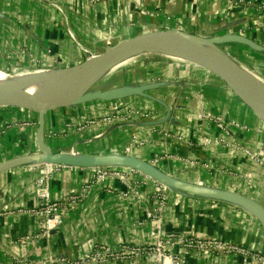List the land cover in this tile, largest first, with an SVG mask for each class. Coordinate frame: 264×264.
Wrapping results in <instances>:
<instances>
[{
  "label": "crops",
  "instance_id": "0c3cea01",
  "mask_svg": "<svg viewBox=\"0 0 264 264\" xmlns=\"http://www.w3.org/2000/svg\"><path fill=\"white\" fill-rule=\"evenodd\" d=\"M229 23L233 24L224 27ZM156 29H178L202 36H243L253 45L233 42L226 48L246 66L257 68L264 78V0H251L244 7L233 6L231 0H103L94 4L85 0H0V69L6 70L10 65L71 66L89 53L101 52L105 42L112 44ZM180 61L163 56L133 66L126 78L119 72L113 79L95 83L93 89L160 82L143 91L154 99L127 95L46 114L44 142L47 139L46 144L54 151L74 144L78 152L93 154L102 153V148L123 152L129 146L127 154L150 162L155 159L153 165L172 176L242 193L264 207V165L254 164L225 145L237 141L250 150L260 146L264 149V132L232 127L229 131L236 140H210L201 146V136L213 139L222 134L209 119L197 117L201 111L247 128L254 123V115L213 75ZM111 113L128 114L129 118L78 129L81 121ZM35 127L33 116L0 108V162L35 151ZM163 132L169 137L156 135ZM132 138L137 142L133 143ZM77 145L85 151L78 150ZM186 158L206 162L208 167L187 166L183 162ZM33 178L34 174L24 172L19 164L0 169V264H11L13 256L30 260L47 254L74 260L94 243L115 250L124 244H150V220L145 212H153L157 203L152 195V181L138 173L130 180L132 191L137 194L130 193L115 178L91 185L87 196L63 215L61 223L46 238L20 244V237L36 230L35 218L25 211L37 204ZM89 179L87 169L61 168L50 179V195L63 197ZM154 214L162 232L214 236L264 255L262 224L236 204L167 190L161 210ZM171 251L181 254L185 264H240L231 255L182 252L178 248ZM103 264L152 262L131 256Z\"/></svg>",
  "mask_w": 264,
  "mask_h": 264
},
{
  "label": "water",
  "instance_id": "95a60500",
  "mask_svg": "<svg viewBox=\"0 0 264 264\" xmlns=\"http://www.w3.org/2000/svg\"><path fill=\"white\" fill-rule=\"evenodd\" d=\"M232 24L229 23L224 27L231 26ZM233 42L243 43L249 46L253 45L249 39L238 34L223 33L202 36L178 29L146 30L108 44L99 53H89L77 64L60 67L63 69H72L73 71L64 80L63 84L56 87L57 93L51 99H38L30 96L23 90L21 91L0 83V108L18 110L26 115L35 116L36 119L34 132L36 150L0 162V169L16 164H19V167H21L39 163H53L83 168H131L162 184L168 190L204 199L236 204L252 214L264 228V207L255 199L242 193L177 178L160 170L150 161L130 154L120 152L81 153L75 149L74 144L70 146L68 151H54L44 142V116L52 111L75 107L79 104L94 100H111L127 95H142L153 98L143 91L156 86L158 83L160 84V82L137 86L122 85L106 89L92 88L98 82H94L96 76L112 66L121 56L137 49H149L155 52V54L162 53L165 56L175 59L179 58L182 61H187L202 68L217 78L235 98L259 119V114L264 115V89L253 84L250 80L235 71L234 68L226 65L205 49V47H212L220 52H225L242 65L238 58H234L232 56L233 54L222 49V47L227 49V44ZM242 66L246 67L245 65ZM55 69L57 68H52V70ZM0 71L5 74H10L1 69ZM166 114L168 115V111ZM72 153L75 154V157H71ZM56 228L57 226L49 230L47 236ZM47 236H43L42 238H46ZM54 255L62 256L60 254ZM12 258L18 260L26 259L16 256Z\"/></svg>",
  "mask_w": 264,
  "mask_h": 264
},
{
  "label": "built area",
  "instance_id": "2783aa9c",
  "mask_svg": "<svg viewBox=\"0 0 264 264\" xmlns=\"http://www.w3.org/2000/svg\"><path fill=\"white\" fill-rule=\"evenodd\" d=\"M89 3H97L103 0H85ZM137 3V0H135ZM233 6L242 7L246 3L251 2V0H231ZM54 6H56L54 4ZM59 9L58 6H56ZM106 46L109 42H105ZM35 68V67H32ZM137 113V112H135ZM199 118L209 119L222 134L216 138L209 139L208 137L201 136L199 143L201 146L207 145L210 140H216L219 142H224V140H236V138L230 133V128H236L239 130H244L247 127L245 125L238 124L235 121L224 122L222 118L218 115H213L208 111H201L197 114ZM129 118L128 114H118L111 113L108 115H103L100 118L81 121L78 124V129H82L88 125L95 124H110L113 122H120ZM156 135H163L164 137H169L166 133H157ZM132 142L137 141L132 138ZM230 142V141H229ZM225 143L227 148L232 152L236 151L245 156L247 159L252 161L254 164L261 166L264 165V149L260 146L255 150H250L243 145H240L237 141L230 143ZM129 146H126L123 152L128 153ZM156 162L154 159L151 163ZM183 162L187 166H203L208 167V163H200L195 159H183ZM26 173H33V192L36 198V206L29 208L26 214L31 215L35 218L36 230L32 235L22 236L18 239L19 243H25L27 240H35L43 236H47L48 231L58 226L63 215L74 205L78 204L85 198L89 192L91 185H99L103 183L108 178H115L119 180L123 185L128 188V191L133 195L137 194L136 190L132 191L131 178L135 173L141 174L138 171L125 168V167H75V166H64L53 163H39V164H29L19 167ZM61 168H80L87 169L90 172V179L87 183L80 186L76 191H72L63 197L52 198L49 192V183L52 175ZM141 176L151 180L153 183L152 195L156 200V208L153 212H145V217L149 219V234L152 238L149 245L140 246L138 245H127L124 244L118 250L114 248L94 243L92 244L89 251L82 254L79 258L70 260L64 256H55L52 254L44 255L41 258H34L30 260H18L15 258L11 264H103L110 260L116 259L118 257H142L145 260H149L152 264H185V259L181 254H176L171 251L172 248H178L182 252H199L210 255H221L227 256L231 255L237 257L240 264H250L251 262L255 264H264V255H260L253 252L249 248L234 243L222 240L214 236H199L197 234H185V233H175V232H162L160 227V220L158 216L155 217L154 213H158L165 201V193L168 190L162 184L148 178L145 175ZM122 196L128 195L127 193H121ZM141 224V222H137Z\"/></svg>",
  "mask_w": 264,
  "mask_h": 264
},
{
  "label": "bare ground",
  "instance_id": "6f19581e",
  "mask_svg": "<svg viewBox=\"0 0 264 264\" xmlns=\"http://www.w3.org/2000/svg\"><path fill=\"white\" fill-rule=\"evenodd\" d=\"M205 49L212 55L220 59L226 65L234 68L235 71L242 76L250 80L256 86L264 89V78L256 74L253 70H250L234 59H232L227 53L220 52L212 47H205ZM155 54L149 49H137L121 56L115 63L102 71L95 77L94 82L103 80L117 71L119 68L131 64L138 59L145 58ZM35 69V68H22L18 69L10 74H5L0 71V83L10 87L17 88L27 92L30 96L36 97L42 100H48L55 96L57 93V86L64 83V80L71 74L72 69L52 70V69ZM58 69V68H57ZM259 122L264 128V115L259 114ZM71 157H75L72 153Z\"/></svg>",
  "mask_w": 264,
  "mask_h": 264
},
{
  "label": "rangeland",
  "instance_id": "374dc122",
  "mask_svg": "<svg viewBox=\"0 0 264 264\" xmlns=\"http://www.w3.org/2000/svg\"><path fill=\"white\" fill-rule=\"evenodd\" d=\"M222 49H224V51H226V52H228L229 53V51H228V49H225V48H223L222 47ZM240 55V54H239ZM163 56H165V55H163L162 53H156V54H152L151 56H148V57H145V58H141V59H138L137 61H135V62H133V63H131V64H128V65H125V66H123V67H121V68H119L117 71H115L113 74H111L110 76H109V78H106V79H110L111 77H112V79L114 78V76H116V75H118L119 74V72H121V74H124V78H126V75L128 74V70L129 69H131V68H133V66H138V64L139 65H143L145 62H147V61H150V60H156L157 58H162ZM234 58H236L237 59V56L236 55H232ZM177 59V58H176ZM177 60H181V59H177ZM180 62H182V60L180 61ZM184 62H186V63H184ZM183 63L184 64H188V65H190V66H195V67H198V66H196V65H193V64H191V63H188L187 61H184ZM241 64L242 65H245V64H243L242 62H241ZM246 65H248L247 63H246ZM245 65V66H246ZM246 67H248L250 70H253L256 74H258V75H260L259 74V70L257 69V68H252L250 65L249 66H246ZM30 68V67H29ZM198 68H200V67H198ZM18 69H22V68H20V66L18 67V66H15V65H10L6 70H3V71H6L7 73H12V72H14V71H16V70H18ZM35 69H42V68H38V67H35ZM45 69H52V68H49V67H47V68H45ZM44 69V70H45ZM63 68H58V69H56V70H62ZM2 70V69H1ZM205 71V70H204ZM123 72V73H122ZM206 72V71H205ZM131 75H132V73H130ZM207 74H209V73H207ZM128 78H129V76H128ZM106 79H103V80H106ZM99 81H102V80H99ZM98 81V82H99ZM253 114V113H252ZM254 115V114H253ZM34 118H35V116H33ZM254 123L251 125V126H248V128H246V129H244L245 131H256V132H258V130L259 131H261V132H264V128H262L261 126V123L259 122V119L254 115ZM77 135V134H76ZM74 136V138H76L77 136ZM83 136H85V135H83ZM263 136V135H262ZM85 137H83V139H84ZM45 143H47V139H46V141H45ZM48 144V143H47ZM241 145V144H240ZM94 147H96V145H94ZM76 148L78 149V150H83V148L81 149V147L79 146V145H77L76 146ZM97 148V147H96ZM99 148V147H98ZM70 149V145L68 146V147H66L64 150H62V151H68ZM102 149H104V150H102L103 152L102 153H107V152H110L109 150H108V148H102ZM83 151H85V150H83ZM100 151H101V149H100ZM87 153H88V151H87ZM211 167V166H210Z\"/></svg>",
  "mask_w": 264,
  "mask_h": 264
}]
</instances>
